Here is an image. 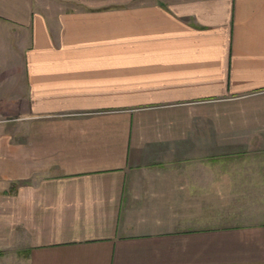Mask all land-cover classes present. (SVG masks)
<instances>
[{"label": "crops", "instance_id": "obj_1", "mask_svg": "<svg viewBox=\"0 0 264 264\" xmlns=\"http://www.w3.org/2000/svg\"><path fill=\"white\" fill-rule=\"evenodd\" d=\"M15 246L29 264H264V0H0Z\"/></svg>", "mask_w": 264, "mask_h": 264}, {"label": "rangeland", "instance_id": "obj_2", "mask_svg": "<svg viewBox=\"0 0 264 264\" xmlns=\"http://www.w3.org/2000/svg\"><path fill=\"white\" fill-rule=\"evenodd\" d=\"M2 116L6 118L7 114L3 113ZM29 262V249L25 247L0 248V264H29Z\"/></svg>", "mask_w": 264, "mask_h": 264}]
</instances>
